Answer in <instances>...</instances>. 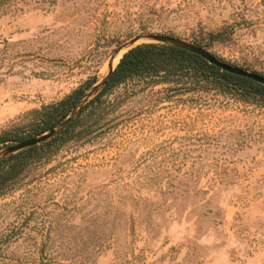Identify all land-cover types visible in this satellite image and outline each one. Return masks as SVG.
<instances>
[{"label": "rangeland", "instance_id": "374dc122", "mask_svg": "<svg viewBox=\"0 0 264 264\" xmlns=\"http://www.w3.org/2000/svg\"><path fill=\"white\" fill-rule=\"evenodd\" d=\"M222 28L206 49L264 75V0H0V148L131 39ZM27 160L0 193V264H264L260 97L132 77Z\"/></svg>", "mask_w": 264, "mask_h": 264}, {"label": "trees", "instance_id": "16d2710c", "mask_svg": "<svg viewBox=\"0 0 264 264\" xmlns=\"http://www.w3.org/2000/svg\"><path fill=\"white\" fill-rule=\"evenodd\" d=\"M229 38L225 28L218 31L208 32L204 40L196 41L200 46L208 48L214 43H224ZM216 56V55H214ZM264 76L261 73H258ZM158 77L166 80L174 77L187 76L198 82H216L238 94L264 99V85L244 76L232 74L221 68L210 64L201 56L179 47L157 44L142 43L123 54L115 70L110 75L105 86L100 92L86 102L77 115L67 126L53 138L26 148L16 154L0 160V193L9 182L16 179L26 165V161L33 151L44 144L65 135L70 128L81 123V115L87 107L100 101L101 97L109 90L132 77ZM85 89L77 88L62 100L46 108L42 113L40 121L36 124V133H41L62 120L81 97ZM25 137H18L24 139ZM14 140L13 134L9 132L0 134V147L8 141Z\"/></svg>", "mask_w": 264, "mask_h": 264}, {"label": "water", "instance_id": "95a60500", "mask_svg": "<svg viewBox=\"0 0 264 264\" xmlns=\"http://www.w3.org/2000/svg\"><path fill=\"white\" fill-rule=\"evenodd\" d=\"M148 41V42H142V43H157V44H165V45H171L175 47H179L181 49L190 51L192 53H195L205 60H207L210 64H213L222 70H225L227 72H230L232 74H236L239 76H244L249 79H252L260 84L264 85V76L249 71L247 69L229 64L227 62H224L214 56L212 53H210L206 48L203 46H200L199 44H196L191 41H187L185 39L166 35V34H159V33H148V34H141L130 41L122 44L119 46L112 54L108 65H107V71L104 74V76L99 80L90 85L81 95V97L77 100L75 105L72 107L70 112L57 124L50 127L49 129L35 134L31 137H28L24 140L18 141L17 143L8 145L4 148H0V160L7 158L13 154H16L26 148L32 147L34 145L40 144L42 142H45L57 134H59L66 126L67 124L77 115L79 110L82 108V106L88 102L91 98H93L95 95H97L100 90L105 86L107 80L109 79L110 75L115 70L117 64L119 63L120 59L122 58L123 54L126 53L131 48L142 44L138 43V41ZM118 58V61L114 64V61ZM102 128H99L98 130H95L92 132V135L97 134L100 132Z\"/></svg>", "mask_w": 264, "mask_h": 264}]
</instances>
